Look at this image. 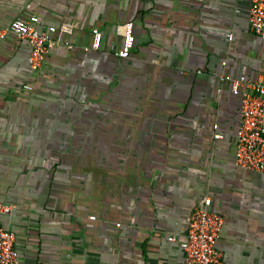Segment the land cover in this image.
Returning <instances> with one entry per match:
<instances>
[{"label": "crops", "instance_id": "0c3cea01", "mask_svg": "<svg viewBox=\"0 0 264 264\" xmlns=\"http://www.w3.org/2000/svg\"><path fill=\"white\" fill-rule=\"evenodd\" d=\"M251 5L0 0V27L56 28L39 70L28 41L0 39V200L13 206L0 222L26 264H184L207 200L224 264H264V174L235 164L241 102L225 80H264Z\"/></svg>", "mask_w": 264, "mask_h": 264}, {"label": "built area", "instance_id": "2783aa9c", "mask_svg": "<svg viewBox=\"0 0 264 264\" xmlns=\"http://www.w3.org/2000/svg\"><path fill=\"white\" fill-rule=\"evenodd\" d=\"M39 18L29 20L17 19L7 26L0 27V39L8 35H16L32 45L28 59L31 69L43 67L46 55L56 44L52 33L56 28L40 30L36 26ZM249 23L252 32L264 40V0H252L249 12ZM95 36L91 48L86 51L98 50L101 47L102 34L94 31ZM68 48H72L67 44ZM135 46L134 25L126 26L123 43L116 52L120 59L129 58ZM231 82L232 93L240 98L241 112L238 131L235 136V164L237 167L264 174V80L255 82L242 75L236 78L227 76ZM31 91L32 86H24ZM210 200L205 207L196 208L191 216L189 229L181 240L185 254L184 264H224L223 253L217 247L224 220L222 216L209 209ZM13 206L0 200V220L3 215L11 214ZM170 241H175L173 237ZM16 233L5 229L0 222V264H26L15 252Z\"/></svg>", "mask_w": 264, "mask_h": 264}]
</instances>
